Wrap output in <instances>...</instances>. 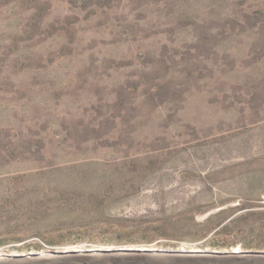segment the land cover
I'll return each mask as SVG.
<instances>
[{"label": "rangeland", "instance_id": "rangeland-1", "mask_svg": "<svg viewBox=\"0 0 264 264\" xmlns=\"http://www.w3.org/2000/svg\"><path fill=\"white\" fill-rule=\"evenodd\" d=\"M115 250L264 253V0H0V263Z\"/></svg>", "mask_w": 264, "mask_h": 264}, {"label": "water", "instance_id": "water-1", "mask_svg": "<svg viewBox=\"0 0 264 264\" xmlns=\"http://www.w3.org/2000/svg\"><path fill=\"white\" fill-rule=\"evenodd\" d=\"M58 258H48L36 262L23 264H264V253H244L241 258L233 259L213 254L215 257L202 258H167V252H142L130 250L115 251H83L66 253H52ZM228 256H231L228 254ZM21 264V263H18Z\"/></svg>", "mask_w": 264, "mask_h": 264}, {"label": "bare ground", "instance_id": "bare-ground-1", "mask_svg": "<svg viewBox=\"0 0 264 264\" xmlns=\"http://www.w3.org/2000/svg\"><path fill=\"white\" fill-rule=\"evenodd\" d=\"M234 253H237V251H235ZM173 255V256H171ZM179 254H165L164 257H167V258H179ZM237 258H241V257H234L233 259H237ZM179 259H182V258H179ZM42 260H46V259H42ZM41 259H34V261H30V262H36V261H42ZM28 262V261H25V263ZM19 263V262H18ZM18 263H15V264H18ZM20 263H24V262H20ZM1 264V263H0Z\"/></svg>", "mask_w": 264, "mask_h": 264}]
</instances>
